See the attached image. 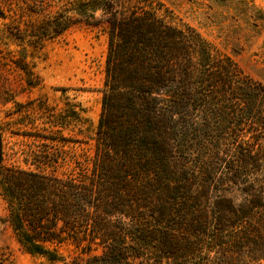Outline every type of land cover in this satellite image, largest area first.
<instances>
[{"label": "trees", "instance_id": "1", "mask_svg": "<svg viewBox=\"0 0 264 264\" xmlns=\"http://www.w3.org/2000/svg\"><path fill=\"white\" fill-rule=\"evenodd\" d=\"M63 1L35 43L103 28V110L90 153L85 111L44 104L25 120L26 168L7 164L0 124V196L20 246L61 264H264V83L151 0Z\"/></svg>", "mask_w": 264, "mask_h": 264}, {"label": "rangeland", "instance_id": "2", "mask_svg": "<svg viewBox=\"0 0 264 264\" xmlns=\"http://www.w3.org/2000/svg\"><path fill=\"white\" fill-rule=\"evenodd\" d=\"M151 2L172 23L191 26L218 52L232 57L246 74L264 83V0ZM64 4L63 0H0V124L6 127L5 151L9 165L29 166L25 154L34 140L23 135L29 129L25 128V120L38 119L44 104L58 111L65 108L67 101L78 104L87 119L79 126L80 133L90 139L80 149L93 152L92 139L103 110L106 81L108 37L104 29L79 23L39 44L35 43L38 37L32 33L33 28L63 9ZM97 17L104 18L101 12ZM24 60L33 73L32 87L16 64ZM16 104H33L39 109L28 110L24 115ZM62 253L65 258L75 255L72 248ZM0 256L11 264H61L30 254L20 246L1 196Z\"/></svg>", "mask_w": 264, "mask_h": 264}]
</instances>
